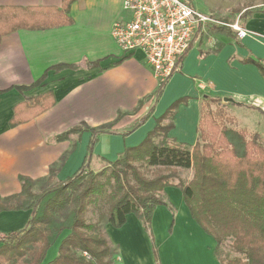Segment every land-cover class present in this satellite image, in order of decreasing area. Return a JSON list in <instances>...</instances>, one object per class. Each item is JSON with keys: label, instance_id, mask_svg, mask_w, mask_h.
<instances>
[{"label": "crops", "instance_id": "crops-1", "mask_svg": "<svg viewBox=\"0 0 264 264\" xmlns=\"http://www.w3.org/2000/svg\"><path fill=\"white\" fill-rule=\"evenodd\" d=\"M187 1L196 10L222 19L234 21L242 13L233 6L222 8V0ZM62 2L0 0V7L60 9ZM67 16L71 20L67 25L19 29L1 38V198L21 191V176L41 181L54 167L57 182L76 173L83 164L91 132L58 139L74 126L105 127L97 135L90 161V169L97 172L106 161H114L125 149L139 145L169 106L181 98L187 100L172 117L173 127L167 133L170 142H197L203 99L219 98L225 106L233 104L259 114L264 122V77L254 64L243 62L248 57L264 60V11L243 20L247 35L238 40L239 45L226 33L215 31L206 36V28L182 56L180 70L165 82L156 101L153 96L159 83L142 54L122 57L111 36L113 24L129 17L123 0H75ZM215 44H221L220 49L208 52ZM95 61L97 66L87 65ZM60 64L77 67L49 70L39 86L16 89L32 84L48 68ZM46 92L53 93V105L27 121L10 125L17 105L30 103ZM163 200L166 205L154 209L147 230L134 214L127 215L119 228L105 225L115 249L112 264H219L215 240L193 220L181 190L166 187ZM29 216L30 211L25 210L0 212V232L22 229ZM52 253L49 260L57 255V244Z\"/></svg>", "mask_w": 264, "mask_h": 264}, {"label": "trees", "instance_id": "trees-1", "mask_svg": "<svg viewBox=\"0 0 264 264\" xmlns=\"http://www.w3.org/2000/svg\"><path fill=\"white\" fill-rule=\"evenodd\" d=\"M74 1L63 0L60 9L0 7V41L19 29L43 30L69 24L67 13ZM257 8L251 12L245 9L240 18L263 11ZM226 27L218 25L213 29L235 38L239 45L236 33ZM220 47L221 44H215L208 52H216ZM243 62L254 64L264 77V60L248 57ZM87 65L97 66L98 61ZM76 67L52 66L32 84L16 89L39 86L49 70ZM164 85L159 84L154 101ZM186 100L174 101L139 145L125 149L114 161H106L107 166L97 172L90 169V161L97 135L105 127L78 125L61 133L59 140L84 130L91 132L83 164L63 181H54V167L41 181L21 176V191L0 197V212L30 211L22 229L0 232V264H112L115 249L106 236L105 225L119 228L127 215L134 214L147 230L154 209L166 205L163 192L169 186L181 190L193 220L215 240L216 254L229 241L237 255L226 261L219 259V264H264V146L260 136L245 129L228 128L225 110H210L208 106L209 102L220 103L221 99L210 98L201 103L197 142H170L167 133L173 127L172 117ZM53 103V93L46 92L30 103L17 105L10 125L39 115ZM163 119L169 121L162 124ZM156 134L162 136L161 141H154ZM179 169L192 171L187 182H173ZM39 183L46 188L34 192ZM100 198L106 201V211L90 222L87 210L90 206L97 208ZM55 244L57 255L45 261Z\"/></svg>", "mask_w": 264, "mask_h": 264}, {"label": "built area", "instance_id": "built-area-1", "mask_svg": "<svg viewBox=\"0 0 264 264\" xmlns=\"http://www.w3.org/2000/svg\"><path fill=\"white\" fill-rule=\"evenodd\" d=\"M123 9L129 17L113 24V42L122 57L141 53L159 84L180 70L182 56L207 26H230L239 39L247 35L237 22H221L187 0H123Z\"/></svg>", "mask_w": 264, "mask_h": 264}, {"label": "rangeland", "instance_id": "rangeland-1", "mask_svg": "<svg viewBox=\"0 0 264 264\" xmlns=\"http://www.w3.org/2000/svg\"><path fill=\"white\" fill-rule=\"evenodd\" d=\"M220 6L222 8H224V7L227 8V7L233 6L235 11H237V10L241 11L242 10V13L247 8L249 9V12L256 10V9H254L255 7H258L257 9L264 11V0H222V2H220ZM205 14H207V13H205ZM211 15L221 22H223L222 20H226L228 22V24H230V25L237 22V24H239V26H241V27L243 26L242 22L244 19L240 18V16H239V18L237 17L234 21H232L233 18L227 19V17H226V18L222 19L223 16H220L218 14L217 15L211 14ZM251 15L252 14L248 15L247 18ZM214 26H215V24H211V25L207 26L206 36H208L209 32H215V30L213 29ZM227 27L232 30V28L230 26H227ZM203 35L205 36V34H203ZM208 106H209L210 110H215L216 108H221V109L225 110V116H226V122L225 123H226V126L228 128H230L232 130H236V131L239 129H245L250 134H253V133L259 134L260 142L264 146V122H263V119L260 118L259 114H257V113L252 114L250 112H247L243 108L235 107L233 104H229V105L225 106L222 101H220V103L209 102ZM258 132H261V134ZM161 140H162V136L159 134H156L154 137V141L158 142ZM106 166H107V164L104 165L103 169ZM138 167H140V166L138 165ZM140 170H142L143 172H146L144 169H140ZM191 173H192L191 170L179 169V171L177 173V178L173 182L174 183L179 182V181L187 182L191 178ZM147 174H148V172L145 173V175H147ZM101 180H103V178H101ZM44 188H46V185L43 183H39L34 188V192H40ZM99 200H100V202L97 204L98 205L97 208L90 206L87 210L86 218L90 222L96 221L98 214L106 211V201L103 200L102 198H100ZM52 248H53V250L51 252H49L46 256L47 260H49V258L53 257L52 252L54 251V246ZM217 255L221 261H226L229 258L235 257L237 254L234 253L232 251V249L230 248L229 241H226V242H224V244H222L219 247Z\"/></svg>", "mask_w": 264, "mask_h": 264}]
</instances>
